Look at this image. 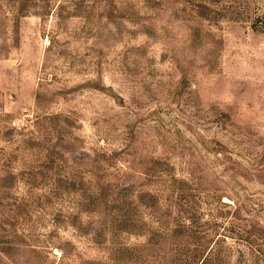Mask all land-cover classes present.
Returning <instances> with one entry per match:
<instances>
[{
    "label": "rangeland",
    "instance_id": "rangeland-1",
    "mask_svg": "<svg viewBox=\"0 0 264 264\" xmlns=\"http://www.w3.org/2000/svg\"><path fill=\"white\" fill-rule=\"evenodd\" d=\"M0 264H264V0H0Z\"/></svg>",
    "mask_w": 264,
    "mask_h": 264
}]
</instances>
